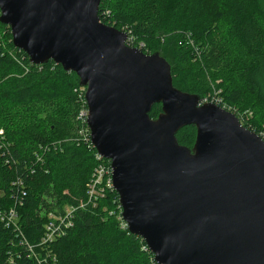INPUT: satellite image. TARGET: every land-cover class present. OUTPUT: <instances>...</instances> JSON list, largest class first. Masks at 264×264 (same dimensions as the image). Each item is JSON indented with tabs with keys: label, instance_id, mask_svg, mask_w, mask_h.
<instances>
[{
	"label": "water",
	"instance_id": "obj_1",
	"mask_svg": "<svg viewBox=\"0 0 264 264\" xmlns=\"http://www.w3.org/2000/svg\"><path fill=\"white\" fill-rule=\"evenodd\" d=\"M102 1L0 0V23L32 64L79 77L122 218L157 264H264V140L176 88L160 52L129 47L127 33L101 21ZM187 126L193 148L177 139Z\"/></svg>",
	"mask_w": 264,
	"mask_h": 264
},
{
	"label": "trees",
	"instance_id": "obj_2",
	"mask_svg": "<svg viewBox=\"0 0 264 264\" xmlns=\"http://www.w3.org/2000/svg\"><path fill=\"white\" fill-rule=\"evenodd\" d=\"M116 3L102 1V22ZM127 25L144 53L160 52L170 63L176 88L202 99L218 93L235 112L251 111L260 127L261 0H139ZM85 92L76 73L53 61L32 64L0 23V210L16 213L9 223L0 218V264H37L36 257L55 264H157L126 227L116 191L88 204L97 161L81 134ZM161 111L155 105L151 118ZM196 135L187 126L177 139L193 148Z\"/></svg>",
	"mask_w": 264,
	"mask_h": 264
},
{
	"label": "built area",
	"instance_id": "obj_3",
	"mask_svg": "<svg viewBox=\"0 0 264 264\" xmlns=\"http://www.w3.org/2000/svg\"><path fill=\"white\" fill-rule=\"evenodd\" d=\"M123 32L127 33L129 35L128 40H127V45L131 46V40L135 39L131 32L129 33L126 28L122 29ZM138 48H140V50H143L144 48V44H138ZM208 97V96H207ZM205 98L203 99L205 102L202 103H208V102H212L218 106H220L221 108L233 113L241 122V124L246 127L248 130L254 132L255 134H257L259 137H261L264 140V131L263 130H259L257 128H255L254 126H252L251 124H248L247 122L252 118L253 113L251 111H246L244 113H239V112H235L233 109H227L226 106H223L221 103V101L213 99L210 100V98ZM86 101V100H85ZM88 115H89V110H88V106L87 103L86 105H84L80 111L79 114V121L82 124V129H81V134L83 135L84 139L86 142H90V144L92 145V147L94 149L95 146L92 144L91 142V131L87 125V120H88ZM96 161H97V167L95 169V175L93 177V179L91 180L90 184H89V188H88V204L94 201V198H97L98 196L104 197V195L106 194L107 190H114V186H113V168H112V163L111 161L103 158L98 151L96 150ZM121 206V204H120ZM122 209V207H121ZM123 212V211H122ZM16 217V213L15 211H10L8 214H3L2 211L0 210V218L3 221H7L8 223L13 219H15ZM123 219V218H122ZM124 221V220H123ZM126 227L127 224L125 223ZM53 229V226L49 227V231ZM36 259L38 260L37 264H55V261H51L48 258H39L36 257Z\"/></svg>",
	"mask_w": 264,
	"mask_h": 264
},
{
	"label": "rangeland",
	"instance_id": "obj_4",
	"mask_svg": "<svg viewBox=\"0 0 264 264\" xmlns=\"http://www.w3.org/2000/svg\"><path fill=\"white\" fill-rule=\"evenodd\" d=\"M118 1H119V5H118ZM261 2H263V4H264V0H261ZM138 5H139V0H117V3L115 4L114 8H109V10L104 12V20H106V22H107L105 24L108 26H112V27L117 28L116 24L118 22H121L125 26L123 28H126V30L129 32L127 24L130 21H132L134 19V17L136 16V11H137ZM117 29H119V28H117ZM120 31H122V30H120ZM4 35H6L5 32H4ZM4 35L2 34L1 36H4ZM129 47L140 49V48H138L137 41L135 39L131 40V46H129ZM207 98H210V100H213V99L219 100L222 102L221 104L223 106L227 107V109H233L232 106H229L228 104H226V102L224 101V98L221 97V95H219L218 93H214L212 95H209ZM203 102H205V101L203 100ZM253 117L254 116H252V119H250L247 123L251 124L255 128H262V125L264 126V120H261V122L259 123L260 127H257L253 122ZM258 131H259V129H258ZM263 131H264V129H263Z\"/></svg>",
	"mask_w": 264,
	"mask_h": 264
}]
</instances>
